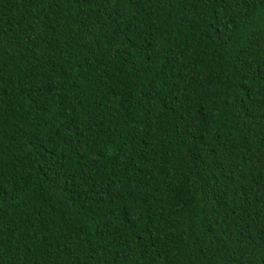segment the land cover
Segmentation results:
<instances>
[{
  "label": "trees",
  "instance_id": "16d2710c",
  "mask_svg": "<svg viewBox=\"0 0 264 264\" xmlns=\"http://www.w3.org/2000/svg\"><path fill=\"white\" fill-rule=\"evenodd\" d=\"M0 264H264V0H0Z\"/></svg>",
  "mask_w": 264,
  "mask_h": 264
}]
</instances>
